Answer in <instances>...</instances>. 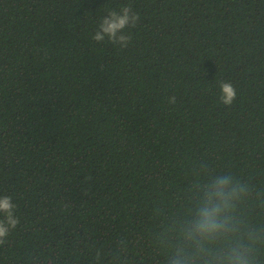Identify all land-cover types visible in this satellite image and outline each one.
Segmentation results:
<instances>
[{"label":"trees","instance_id":"trees-1","mask_svg":"<svg viewBox=\"0 0 264 264\" xmlns=\"http://www.w3.org/2000/svg\"><path fill=\"white\" fill-rule=\"evenodd\" d=\"M128 3V47L92 40ZM201 164L264 185V0H0V195L20 219L0 264H90L119 236L163 259L145 234Z\"/></svg>","mask_w":264,"mask_h":264},{"label":"clouds","instance_id":"clouds-1","mask_svg":"<svg viewBox=\"0 0 264 264\" xmlns=\"http://www.w3.org/2000/svg\"><path fill=\"white\" fill-rule=\"evenodd\" d=\"M140 21L130 3L107 9L99 19L92 40H107L127 48V31ZM219 102L232 106L237 91L230 81H219ZM175 105L176 96L168 97ZM231 169L217 171L205 164L193 167L192 180L177 207L160 217L145 234L153 257L151 264H264V185L252 184ZM16 204L10 195H0V245L19 225ZM136 242L119 236L105 251L97 247L90 264H135L130 257ZM51 264V262H50Z\"/></svg>","mask_w":264,"mask_h":264}]
</instances>
